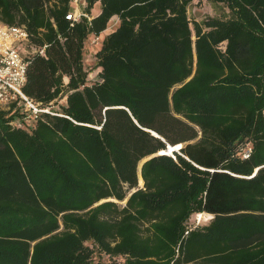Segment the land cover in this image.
Here are the masks:
<instances>
[{"label": "trees", "instance_id": "1", "mask_svg": "<svg viewBox=\"0 0 264 264\" xmlns=\"http://www.w3.org/2000/svg\"><path fill=\"white\" fill-rule=\"evenodd\" d=\"M192 1L86 0L72 21L69 0H0L29 34L23 92L66 96L32 128L0 108V264H264V0L201 20Z\"/></svg>", "mask_w": 264, "mask_h": 264}, {"label": "built area", "instance_id": "2", "mask_svg": "<svg viewBox=\"0 0 264 264\" xmlns=\"http://www.w3.org/2000/svg\"><path fill=\"white\" fill-rule=\"evenodd\" d=\"M69 3L71 9L65 16L67 19L72 21H78L81 17L91 19V14L84 11L86 0H69ZM99 40V35L92 33L89 39L90 45L98 44ZM28 41L29 34L25 26L0 22V105L6 106V109L11 106L17 109L19 115L10 121L11 125L32 128L40 113H51L56 104L64 103L66 96L57 97L43 105L23 92L28 65L25 55ZM39 52L43 53V49ZM98 72L99 70L91 81L100 80ZM64 83H67L66 78Z\"/></svg>", "mask_w": 264, "mask_h": 264}, {"label": "rangeland", "instance_id": "3", "mask_svg": "<svg viewBox=\"0 0 264 264\" xmlns=\"http://www.w3.org/2000/svg\"><path fill=\"white\" fill-rule=\"evenodd\" d=\"M99 9H100V3L97 2L92 8V13L96 14ZM188 13L191 18L201 20L202 18L207 17V16H225L227 15L228 11L221 4L213 3L210 0H193L191 5L189 6ZM99 38L100 40L98 44L91 46L90 41L88 40L85 45L84 67H85V70L88 72L87 80L90 79L89 81H91L94 78L96 71H98V68L96 65L95 52L100 47L104 36L100 34ZM58 105L60 104H56L55 108H57ZM0 108L6 109V106L0 105ZM210 216L206 214H202V216L200 217L197 214L192 215L189 219L188 224L190 226H194V225L207 223L212 217ZM102 261L104 264H117L118 263L117 262L118 260L108 258L107 256H103Z\"/></svg>", "mask_w": 264, "mask_h": 264}, {"label": "crops", "instance_id": "4", "mask_svg": "<svg viewBox=\"0 0 264 264\" xmlns=\"http://www.w3.org/2000/svg\"><path fill=\"white\" fill-rule=\"evenodd\" d=\"M97 3V2H96ZM95 3V4H96ZM99 3V2H98ZM94 4V5H95ZM93 8V7H92ZM100 12V9L98 10V12L95 14H93L92 13V9H91V16H95V15H97L98 13ZM118 22H119V19H118V17L117 16H113L110 20H109V22H108V24H107V27L100 33V34H102L104 37L106 36V35H108L110 32H112L115 28H116V26L118 25ZM99 34V35H100ZM90 37H91V34H90V36H89V39H90ZM88 39V40H89ZM100 39V38H99ZM88 48V47H87ZM90 48V47H89ZM99 70V69H98ZM97 72V71H96ZM90 76V75H89ZM68 79L66 78V81H67ZM88 80H90V79H88ZM65 101H66V98L64 99V103H65Z\"/></svg>", "mask_w": 264, "mask_h": 264}, {"label": "bare ground", "instance_id": "5", "mask_svg": "<svg viewBox=\"0 0 264 264\" xmlns=\"http://www.w3.org/2000/svg\"><path fill=\"white\" fill-rule=\"evenodd\" d=\"M180 147V144H176V145H174V146H172V145H169V150H171V148L172 149H178ZM169 150H167V149H163V150H160L159 151V153H168V154H172L171 153V151H169ZM140 164V163H139ZM139 183H142V179H141V177H139ZM202 214H206V215H211V214H209V213H198L197 215L200 217V216H202ZM211 217V216H210Z\"/></svg>", "mask_w": 264, "mask_h": 264}, {"label": "water", "instance_id": "6", "mask_svg": "<svg viewBox=\"0 0 264 264\" xmlns=\"http://www.w3.org/2000/svg\"><path fill=\"white\" fill-rule=\"evenodd\" d=\"M181 146H182V144H180V147H181ZM180 147H179V148H180ZM179 148H178V149H179ZM166 149H167V150L170 149V148H169V145L167 146ZM178 149H172V148H171V150H169V151H171V153H172V151H174V150H178ZM154 155H155V154H154ZM152 156H153V155H152ZM152 156H150V157H152ZM150 157H148V158H150Z\"/></svg>", "mask_w": 264, "mask_h": 264}]
</instances>
